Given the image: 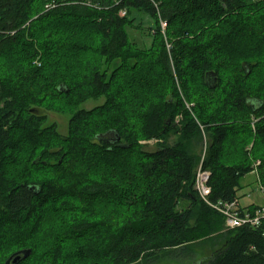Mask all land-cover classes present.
Masks as SVG:
<instances>
[{
  "label": "trees",
  "instance_id": "obj_1",
  "mask_svg": "<svg viewBox=\"0 0 264 264\" xmlns=\"http://www.w3.org/2000/svg\"><path fill=\"white\" fill-rule=\"evenodd\" d=\"M258 159L264 193V0H0V264H264V219L218 209L264 206L240 201Z\"/></svg>",
  "mask_w": 264,
  "mask_h": 264
},
{
  "label": "rangeland",
  "instance_id": "obj_2",
  "mask_svg": "<svg viewBox=\"0 0 264 264\" xmlns=\"http://www.w3.org/2000/svg\"><path fill=\"white\" fill-rule=\"evenodd\" d=\"M133 16L135 17L134 27L129 28L131 38L133 39V41L137 42L143 48L151 47L152 42H153V38H154V36H153L154 31L151 30V32H147V30H149L150 28H154L155 24H154L153 19L144 13H134ZM104 100H105L104 98H100L97 100L96 99L89 100L88 102L81 104L79 106V108H77V110L78 109L92 110V109L96 108L97 106H100L101 104H103ZM37 111H38V113L46 115L48 117V122H47L46 126L56 124L58 131L62 135H67L69 133V124H70V120L72 118L71 114L64 113V112H56V111L48 110L45 108H40ZM179 119H180V117H177V121H179ZM174 139L175 138H172L170 140L171 144L174 143ZM157 141L158 140H152V141L143 142V143H147V149L148 150H155L157 148V146H156ZM209 143L210 142H209L208 136L206 134L204 136L203 142L197 143V146H195V148H194L195 153L200 156L201 164H202V161L206 158ZM248 149H251V146L248 147ZM260 163H261V160H259V159H258V161L255 160L253 163L255 170L253 172H251L250 174L246 175L244 177V179L242 180L243 189L240 192V197L243 198L241 201L242 204L250 203V202H262V201H264V193L260 190V187H262V186L258 185L259 184L258 164H260ZM87 166L88 165H86V167ZM80 171H83V169ZM243 190L246 193L242 194ZM251 191L254 192V194L247 197L246 195H248ZM242 195H243V197H242ZM45 217H43L42 221H41L42 223H41V226L39 228L41 230V231H39V238H41V236H42L41 234L45 235L46 233H49L51 230H53L51 227H49L47 225V223L45 221H43V219H45ZM70 218L67 217V219L69 221L71 220ZM13 247L14 246L4 247V248L2 247L3 249L0 248L1 249L0 250V261H1V259L4 258V256H5L4 253L6 251L12 249ZM37 258L38 257H33V264H39L40 259H37Z\"/></svg>",
  "mask_w": 264,
  "mask_h": 264
},
{
  "label": "built area",
  "instance_id": "obj_3",
  "mask_svg": "<svg viewBox=\"0 0 264 264\" xmlns=\"http://www.w3.org/2000/svg\"><path fill=\"white\" fill-rule=\"evenodd\" d=\"M166 24L163 23V26ZM259 165V164H258ZM210 177V172L207 170L199 169L197 174V189L201 195L206 199L210 193V187L208 186V180ZM264 191V188H262ZM239 203L237 201L228 202L225 205L218 206V209L225 215L226 226L228 228H236L243 225H251L253 227H259L264 219V206L257 208L254 214L250 212H245L241 214L239 209Z\"/></svg>",
  "mask_w": 264,
  "mask_h": 264
},
{
  "label": "water",
  "instance_id": "obj_4",
  "mask_svg": "<svg viewBox=\"0 0 264 264\" xmlns=\"http://www.w3.org/2000/svg\"><path fill=\"white\" fill-rule=\"evenodd\" d=\"M115 132L110 131L108 135H114ZM120 140V137H118V141ZM35 188V186L31 187ZM32 253L31 249H22L19 251H16L13 253L4 264H18L21 260L28 258Z\"/></svg>",
  "mask_w": 264,
  "mask_h": 264
},
{
  "label": "crops",
  "instance_id": "obj_5",
  "mask_svg": "<svg viewBox=\"0 0 264 264\" xmlns=\"http://www.w3.org/2000/svg\"><path fill=\"white\" fill-rule=\"evenodd\" d=\"M243 193H246V192L243 190L242 194H243ZM253 194H254V192L251 191V192H250L248 195H246V196L249 197V196H251V195H253ZM242 197H243V195H242ZM242 199H243V198H241L240 201H242ZM241 204H242V202H241ZM250 205H255V206H256V205H257V206H258V205H264V201H262V202H250V203H244V204H242V206H243L244 208H247V207L250 206Z\"/></svg>",
  "mask_w": 264,
  "mask_h": 264
}]
</instances>
